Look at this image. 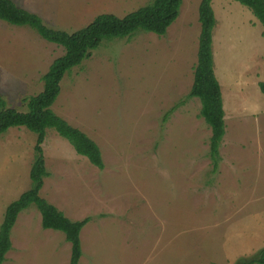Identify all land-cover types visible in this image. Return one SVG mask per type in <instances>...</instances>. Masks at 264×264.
<instances>
[{"label": "rangeland", "instance_id": "374dc122", "mask_svg": "<svg viewBox=\"0 0 264 264\" xmlns=\"http://www.w3.org/2000/svg\"><path fill=\"white\" fill-rule=\"evenodd\" d=\"M52 29L69 33L97 16L119 18L152 0H13ZM202 0H183L159 37L105 41L65 76L53 111L100 147L104 169L79 156L53 129L43 146L50 175L42 197L82 231L79 264H242L264 249V28L234 0H213L215 73L226 135L216 172L201 102L188 99L197 65ZM64 49L28 27L0 20V95L26 112L25 97ZM167 116V119L165 117ZM37 135H0V225L30 189ZM4 264H70L63 233L44 229L36 207L22 212Z\"/></svg>", "mask_w": 264, "mask_h": 264}, {"label": "trees", "instance_id": "16d2710c", "mask_svg": "<svg viewBox=\"0 0 264 264\" xmlns=\"http://www.w3.org/2000/svg\"><path fill=\"white\" fill-rule=\"evenodd\" d=\"M212 1L202 0L199 7L201 32L198 59L187 98H197L201 102L200 117L211 129L209 154L214 165L213 171L216 172L221 159L220 146L226 135V123L221 85L215 73L213 36L217 20ZM234 1L247 7L264 28V0ZM182 3L183 0H152L123 18L102 14L88 26L69 33L46 26L41 17L20 7L13 0H0L1 21L12 26L28 27L45 41L64 49V55L54 60L42 76L43 90L23 99L26 112L9 107L0 95V135L13 128H26L37 135L35 158L30 170L31 187L9 204L0 225V264L6 262V255L12 250L11 234L19 215L31 207H36L40 212L44 229L65 235L72 246L70 264L80 263L83 256L81 233L90 219L71 220L41 195L44 180L50 175L43 149L47 130L56 131L72 145L79 156L86 157L92 165L102 170L105 164L99 145L53 111L61 94V83L66 75L80 67L105 41L123 40L142 32L165 36L179 18ZM259 86L264 94V82H260ZM242 264H264V249L257 258Z\"/></svg>", "mask_w": 264, "mask_h": 264}, {"label": "crops", "instance_id": "0c3cea01", "mask_svg": "<svg viewBox=\"0 0 264 264\" xmlns=\"http://www.w3.org/2000/svg\"><path fill=\"white\" fill-rule=\"evenodd\" d=\"M88 223H89V222H88ZM88 223H87V224H88ZM84 228H85V227H84ZM84 228H83V229H84ZM82 231H83V230H82ZM81 234H82V233H81ZM81 241H82V239H81ZM82 249H83V247H82ZM80 261H81V260H80Z\"/></svg>", "mask_w": 264, "mask_h": 264}]
</instances>
